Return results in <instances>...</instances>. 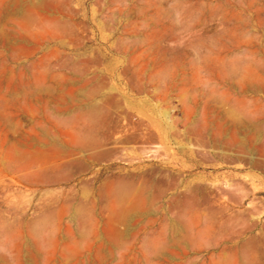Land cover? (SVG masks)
I'll return each mask as SVG.
<instances>
[{
  "label": "rangeland",
  "instance_id": "obj_1",
  "mask_svg": "<svg viewBox=\"0 0 264 264\" xmlns=\"http://www.w3.org/2000/svg\"><path fill=\"white\" fill-rule=\"evenodd\" d=\"M0 264H264V0H0Z\"/></svg>",
  "mask_w": 264,
  "mask_h": 264
},
{
  "label": "bare ground",
  "instance_id": "obj_2",
  "mask_svg": "<svg viewBox=\"0 0 264 264\" xmlns=\"http://www.w3.org/2000/svg\"><path fill=\"white\" fill-rule=\"evenodd\" d=\"M97 110V109H96ZM94 116V115H93ZM213 198V197H212ZM216 201V200H215ZM220 208V207H219ZM221 209V208H220ZM214 212V211H213ZM248 214V213H247ZM244 218V217H243ZM228 232V231H227ZM246 248V247H245ZM246 252V251H245ZM244 255H245V253H244Z\"/></svg>",
  "mask_w": 264,
  "mask_h": 264
}]
</instances>
